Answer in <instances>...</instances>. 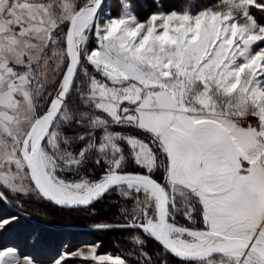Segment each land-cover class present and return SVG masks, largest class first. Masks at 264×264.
Instances as JSON below:
<instances>
[{
	"label": "snow or ice",
	"instance_id": "obj_1",
	"mask_svg": "<svg viewBox=\"0 0 264 264\" xmlns=\"http://www.w3.org/2000/svg\"><path fill=\"white\" fill-rule=\"evenodd\" d=\"M0 203V264H264V0H0Z\"/></svg>",
	"mask_w": 264,
	"mask_h": 264
},
{
	"label": "trees",
	"instance_id": "obj_2",
	"mask_svg": "<svg viewBox=\"0 0 264 264\" xmlns=\"http://www.w3.org/2000/svg\"><path fill=\"white\" fill-rule=\"evenodd\" d=\"M111 1V0H110ZM164 3L173 2V0H163ZM180 3L188 6H195L203 2V0H179ZM1 206H4L0 204ZM37 206L35 205H29L28 212L31 214V217L38 221L47 222L50 224H56V225H78V224H92L94 221L88 217L86 214L83 213H75V212H58V211H52L50 213V216L48 219H43L41 216L37 215ZM32 231H37L46 238L50 242V251L49 254L54 253L59 250V245L55 242L53 239V236L55 233H61V232H67V233H77V235L80 236V234L87 232L88 234H94L99 235L100 239L97 240L99 243H104L106 245L105 249H101V251H119V249H116L115 246H117V240L113 236L104 235L101 232L97 231H80V230H54L47 227H44L42 225L34 224L31 222ZM54 234V235H53ZM6 242L18 244L23 250H32L30 246L31 237L25 233L23 235H17L15 238H10L9 236L5 237Z\"/></svg>",
	"mask_w": 264,
	"mask_h": 264
},
{
	"label": "rangeland",
	"instance_id": "obj_3",
	"mask_svg": "<svg viewBox=\"0 0 264 264\" xmlns=\"http://www.w3.org/2000/svg\"><path fill=\"white\" fill-rule=\"evenodd\" d=\"M109 3H111V1L109 0ZM2 205H4L3 203H0ZM11 212V210L9 208L6 207V205L1 206L0 209V214H9ZM56 225V224H53ZM78 225H91V224H78ZM57 226H76L74 225H57ZM58 230H72V229H58ZM29 231H32V229H29ZM80 231H90V230H80ZM54 235V234H53ZM53 239L55 240V242L60 246V249L63 248H68L70 250H76L79 249L81 247H87L93 244L98 245V251L100 254H104V253H109V254H118L117 251H101V249H105L106 245L104 243H99L97 240L100 239L99 235H94V234H88L87 232H84L82 234L77 235V233H67V232H61V233H55V235L53 236ZM6 240V239H5ZM116 249H118V246H115ZM25 251H29V250H25Z\"/></svg>",
	"mask_w": 264,
	"mask_h": 264
},
{
	"label": "water",
	"instance_id": "obj_4",
	"mask_svg": "<svg viewBox=\"0 0 264 264\" xmlns=\"http://www.w3.org/2000/svg\"><path fill=\"white\" fill-rule=\"evenodd\" d=\"M7 208H9V207H7ZM9 209L12 211L11 208H9ZM31 222L34 223V224L42 225V226L50 228V229H54V230H58V229H72V230H90V231H95V230H93L91 228L92 224L91 225H76V226H57V225H53V224H50V223H47V222L38 221V220L34 219L33 217H32Z\"/></svg>",
	"mask_w": 264,
	"mask_h": 264
}]
</instances>
